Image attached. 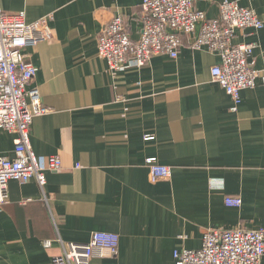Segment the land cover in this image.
<instances>
[{
	"label": "crops",
	"instance_id": "obj_1",
	"mask_svg": "<svg viewBox=\"0 0 264 264\" xmlns=\"http://www.w3.org/2000/svg\"><path fill=\"white\" fill-rule=\"evenodd\" d=\"M222 0L194 8L216 18ZM264 20V0H230ZM142 0H0L7 14L44 20L48 36L25 50L48 112L34 117L30 147L61 169L7 182L0 204V264H51L59 238L85 243L95 231L119 236L117 254L88 264H174V249H197L207 229L264 228V84L231 97L212 80L220 61L181 35L176 58L113 72L98 56V35L116 15L130 38L141 31ZM256 42L251 68H264V27L236 31ZM149 139H148V138ZM15 134L0 129V156H14ZM171 168L151 180L146 159ZM224 196L241 197L239 207ZM45 241L51 245L46 247ZM264 264V256L262 257Z\"/></svg>",
	"mask_w": 264,
	"mask_h": 264
},
{
	"label": "built area",
	"instance_id": "obj_2",
	"mask_svg": "<svg viewBox=\"0 0 264 264\" xmlns=\"http://www.w3.org/2000/svg\"><path fill=\"white\" fill-rule=\"evenodd\" d=\"M197 0H142L141 31L132 40L123 18L116 15L98 35V56L113 72L145 65L155 54L176 58L182 45L181 35L198 33L192 41L195 49H206L220 59L210 69L212 80L232 100L237 111L240 91L264 84V68H251L249 57L256 42L236 43V31L262 29L264 20L252 8L237 1L222 0L216 18H206L205 12L194 8ZM45 21L26 22L25 13L7 14L0 6V129L15 134L14 156H0V204L7 197V182L25 183L35 179L43 188L45 172L61 169L59 155L39 158L30 147V126L34 117L48 110L43 106L37 87L29 85L36 67L27 61L26 49L48 36ZM148 138V137H147ZM149 139V138H148ZM152 181L168 178L171 168L156 158L146 159ZM228 206H241V197L224 196ZM85 243L63 242L51 264H88L94 256L117 254L119 236L109 231H95ZM44 245L49 247L50 241ZM264 228L258 230L207 229L197 249H174V264H262Z\"/></svg>",
	"mask_w": 264,
	"mask_h": 264
}]
</instances>
